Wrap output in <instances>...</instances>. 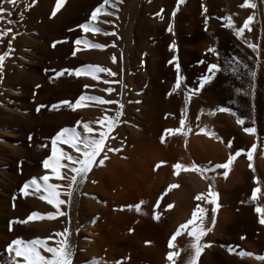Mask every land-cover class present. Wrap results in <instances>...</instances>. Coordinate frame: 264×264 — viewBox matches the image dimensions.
I'll return each instance as SVG.
<instances>
[{
  "label": "rangeland",
  "instance_id": "rangeland-1",
  "mask_svg": "<svg viewBox=\"0 0 264 264\" xmlns=\"http://www.w3.org/2000/svg\"><path fill=\"white\" fill-rule=\"evenodd\" d=\"M48 1L50 2L47 7L45 6L43 14H34L30 20L31 27L35 29L29 28L26 15L28 17V13L37 7L39 0H35V3H32V0H17L14 7L5 4L4 7L12 11V16H6L5 20H0V29H11L7 35L0 37V55L8 52L4 60L0 62V264H16V261L22 259L16 257L15 253L10 252L7 248V245L13 239L20 238L28 241L34 238L47 237L28 230V227L35 221V218L28 223L16 222L25 220L35 210L25 203V200L29 198L28 196L31 194L34 195L35 193L43 197L47 194L44 192L43 188L36 190L31 185L25 188L23 193L20 189L32 178H36L37 182L42 185L43 181L39 180V177L44 175L49 176V183L52 184L58 183L57 185H61L65 180L62 179L61 182V179L57 180L52 174L44 170L43 162L51 155L49 149L51 148L52 137L50 135H52L55 130L51 131L50 127H48L45 122L37 121V114L41 110L40 102L43 99L42 90L46 79L45 75H47L45 67L43 66L44 54L38 46L51 49L58 44L57 41L61 42L62 45L73 44V38L80 34V25L88 24V22L72 24L79 20L80 17L69 20V24L72 25L64 27L61 32L58 33L59 37L65 36L68 37L69 40L65 38H53L55 36L45 39L37 26L42 20L48 21L52 19L63 5V0H61L59 4L57 0ZM133 1L139 4H144V2H146V0H131V3ZM176 2L177 0H175V3ZM256 2L259 3V0L253 2L255 7H251V15L248 12L247 15H245L246 13L244 10L242 11L243 14H237L232 20L223 15H220L221 17H213L209 13V5H206V18L201 21H195L192 17L189 19L187 18V21L183 20L180 17L184 12V7L180 8L173 4L170 14L173 16L172 19L174 18L172 23L175 24L173 28L174 38H176L174 56H176L175 59L178 61L177 69H181L179 73L184 74V76L183 74L181 75L183 79L181 85L183 86L177 89V91L180 90L179 92H176L172 90V86L175 84L174 81L176 82V80L171 82L173 85L171 83L169 84V89H165L166 81L160 82V84H162V91L165 90L170 92L172 90L176 92L174 93L175 96L178 99H182L186 104L184 100V91L186 89L194 90L199 87V78L209 74L208 65L217 64L221 68V71L217 72L210 81L206 82L204 86L200 88L199 92L190 94V99L187 101L188 104L185 105L186 111L184 107L180 108L179 106V110L174 109L175 116H173L174 125L172 124V128L174 127L177 129L179 126L180 122L178 121H180L182 115V113L179 115L180 112H183L184 117L187 112L185 119L189 116V118H187L189 123L185 120L188 129L183 125L184 127L182 126V129L185 128L186 130L183 129L182 133L173 132V135L177 138V140L174 139V146L176 148L181 147L182 149L180 148V150H187L188 148L191 150H185L187 154L181 151V155H179L181 156V160H178L179 157L175 159L177 160L176 165H181L179 168H183L184 172L177 167H175L177 170H174L176 174L175 177H177V179L183 177L182 180L186 182L184 177L187 179V174L189 173L195 176L200 175V177H203V174L214 173L193 170L185 171V168L190 169L193 163L199 166L198 163L195 162L196 160H208L209 162L210 160H228L229 156L233 157L232 160H249L248 152L251 149L252 159L249 164H251L252 167L250 168L249 164H247L246 172L242 177L238 178V176L241 175L236 172V165L233 167V169H235L236 183L234 182V187L232 186V189H229V193L227 192L228 194L232 192L234 194V199H236H233V202H235L233 207L235 208V211H233L235 213L233 215H235V217L233 216L234 219L232 218L228 222L230 230L228 227L226 229L215 228V224L212 223L211 210L209 209V205L207 206L205 203L207 204L206 201L212 198L210 191L211 193L213 192L207 184L205 188L203 185L201 191L191 187V204L186 209V212H181V210H179L180 214L178 211H176L177 213L175 212L173 216L171 214V216L174 217L173 220L175 223H171L173 222L171 219L172 217L168 216L170 211L167 209L166 204L169 200L165 197L166 195L161 192L162 187L153 197L145 195L143 192L136 197V193L132 194L131 192H127L123 197V200L125 198V202H127L125 207H123V213L125 214L112 225H108L104 220H101L96 212L89 213L88 209L84 206L83 213L77 212L80 201L84 202L86 198L89 197H85L83 192L81 193L78 191L75 195V227H73L72 230L73 234L71 233L72 237L74 236L71 241V245H73L72 264H91V258L93 257L100 259L103 264H116V261H120L121 264H179L180 258L176 256L178 254V247L174 245L175 237L178 235L174 236V234L179 225L185 224L189 219H192L193 211L197 212V218L193 223L194 225H199L200 208L205 210L203 214V226L205 228L210 227L212 230L207 232L201 239L202 243L210 246L203 249L197 260V264L228 263L220 258L213 259L208 257L216 253V251L224 255L225 258H230V260L236 264H264V260L256 258L257 256H264V223L260 222L261 219H264V199L262 196L264 193V173L258 163L259 160H264V138H260L261 129L258 124L259 121H257L258 112L255 101L258 80L257 73L260 72V70L261 72L264 71V68H260L264 64V61H262L263 64L259 62L264 59L263 55H261L263 51L262 38H264V19L262 20V18L258 16V6H260V4L258 5ZM244 3L245 1L242 0L240 5H244ZM132 6L133 5H131V7ZM114 7L116 9V6ZM110 8L108 13L114 12L111 6ZM53 9H56L55 14H53ZM137 16L138 14H136V18ZM249 16H252L253 19L249 22L248 27L244 29L241 37L237 38L235 29L241 28L244 21ZM81 17L86 20L85 12ZM108 17L113 18L111 15L109 16L107 14V16L102 19L110 20L111 18ZM66 19H68V17ZM229 19L232 21V28L226 26ZM8 20L13 22L9 24L7 23ZM66 25H68V23L64 24V26ZM73 32L74 34L70 35ZM80 39L81 38L77 37L74 43ZM9 41H11L10 46ZM20 41H24L25 43ZM219 41H222L223 45H219ZM227 41L229 43H226ZM249 43L255 45L257 50L253 51V49L248 46ZM209 48H213L214 52H209ZM232 57L238 59L241 64L247 65V68L241 67L239 69V79L232 75L230 71L224 70L226 61ZM126 59L127 58H124L123 75H125L124 72L126 71ZM258 64L260 65L259 67H257ZM228 67L231 66L229 65ZM249 71H254L256 73L255 77L249 76ZM180 88H182L184 93H181ZM237 89L240 91H237ZM133 91L134 90L131 89L132 93ZM179 93L182 94V96ZM183 95L184 98H182ZM178 107L177 105L175 106V108ZM221 107L228 108L229 111L221 112L219 111ZM180 109L183 110L180 111ZM232 113H235V115ZM262 114H264V111ZM127 118L123 125V131H125V144L128 143L129 138L132 136V132L125 129L129 127L134 129L136 125L132 115L127 116ZM238 118L243 120V124L237 123ZM164 125L161 127L160 136L166 132L164 130L167 128L164 127ZM245 127H254L255 134L246 133L243 130ZM178 133H181V137H184L185 134V140L182 138L185 144L182 139H178V137H180ZM81 134L83 135V133ZM98 134L99 131L94 129V132L90 135L98 136ZM49 136L51 138H49L48 141ZM178 140L182 142L181 146ZM60 143L61 146L65 145V143ZM253 144L256 145L254 149H252ZM38 145L39 147H37ZM66 148L68 149V154H70L72 150L70 155L76 157L77 152L75 150L70 146ZM211 148L214 150L212 151ZM103 151L102 149L100 155L93 161L92 166L97 164L99 157L104 154ZM210 151L213 153L211 154ZM237 152L241 155H236ZM61 163L69 164L70 162L61 160ZM213 164L215 165L217 163L214 162ZM178 169L181 172H177ZM60 171L62 176L71 175L67 168H61ZM180 173L181 175H179ZM64 182L67 181L65 180ZM254 188L258 189V192L256 198L252 199V190ZM59 189L61 191V187H58L57 191ZM25 195L26 199L24 198ZM197 195L201 196L200 200L195 199ZM246 195H249L248 197L251 199V205L249 206L246 205L243 200V196ZM182 198L183 195L181 192L176 194L175 199L177 202L175 200V203L177 206L180 204V199ZM92 201H95L94 203L96 204L99 202L98 205L101 204V201ZM231 204H233L232 201ZM137 205H139V210H137ZM51 207L52 205L49 204L48 212H50L49 210ZM257 207L262 209L260 213L255 211ZM143 212L145 216H141ZM129 213H131L135 219H132V216L128 215ZM148 218L157 222L158 230L165 232V236H162L158 232L149 235L147 229L144 227L145 224H143V220L146 221ZM97 220L103 221V223L101 222L99 225ZM189 229L190 227L187 228V230ZM213 229L216 230V232H214ZM102 230H105L109 236H100ZM211 232H213V234ZM208 234L212 235L209 236ZM207 236H209V239ZM169 240H172L171 248L169 247ZM48 243L50 246H54L53 241L50 243V240H48ZM229 247H231L233 251L230 252ZM169 252L173 253L171 260L168 258ZM240 252L251 253L252 255L242 256L239 255ZM209 258L214 261H210Z\"/></svg>",
  "mask_w": 264,
  "mask_h": 264
},
{
  "label": "bare ground",
  "instance_id": "bare-ground-1",
  "mask_svg": "<svg viewBox=\"0 0 264 264\" xmlns=\"http://www.w3.org/2000/svg\"><path fill=\"white\" fill-rule=\"evenodd\" d=\"M241 1L242 0H183L178 4L177 2L175 3V0H146L144 4H139L135 3L134 1L131 3V0H111V4H115L116 9L115 7H112L114 9V12H111V16L113 18L108 17L111 19L105 20L102 18L106 17V13H108V11L111 9L108 5L105 6L103 12L97 14L98 18L96 16V18L93 19L91 16L92 12L103 2V0H63L62 8L52 19L48 21L42 20L40 22L37 27L45 39L55 36L53 38H65L69 40L68 37L65 36L60 35L61 37H59L58 33L61 32L64 27L71 26L75 23L88 22V24L91 23L95 28L100 29V31L97 32H85L83 29H80V34L75 36L76 38H81V42L79 44L74 43L76 39L74 37L73 44L62 45L61 42L57 41L58 44L51 49H45L44 47L41 48V46H38V48L42 50L44 54L43 66L45 67L47 75H45V83L43 82V99L39 97L42 99L40 102L41 110L38 112V114H36L38 122L43 121L48 127H50L51 131L55 130L50 136L53 138L56 136L57 132L60 131V129L71 127H75L77 131L84 134V123H88L93 129L103 130L99 121H101L105 115L109 117L114 116L118 109L122 113L119 118V122L109 132V138H106L105 147L103 148L104 154L102 153L103 155L100 156L98 160L102 159L104 156H107V159L104 160L103 165H100L99 161H97V164L92 166L89 170L85 181L78 187L77 192H83L85 197L89 196V199L86 198L84 202L80 201V206L78 207L77 212L81 213L84 209V206L88 209L89 213L96 212L97 216H99L101 220H104L108 225H112L113 223L117 222V219L121 218V216L125 214L123 213V207H125L127 202H125V198L123 200V197L127 192H131L132 194L136 193V197L141 195V192H143L145 195L153 197L162 187L161 192L165 194V197L169 200L167 204L171 205L169 208L166 204L167 209L170 211L168 216H171V214L173 216L176 211H178L180 214L179 210H181V212H186V209L191 204V187L201 191V189H203V185L205 188L207 184L210 186V189H212V194H214L216 200V214L214 223L215 228L226 229L229 226L228 222L233 218V216L235 217V215H233L235 213L233 212L235 211V208H233L235 204V202H233L234 194L232 192L228 194L229 189H232V186L234 187V184L236 183V175L234 170L237 168L236 172L241 175L238 176V178L242 177V175H244L246 172V165L249 164L250 160H232L228 166V168H230H227L226 171L225 169L223 170V168H215L214 166L217 164H225L228 162V160H210V162L208 160H196L195 162H197L199 166L202 165L201 167L209 169L207 172L214 173L203 174V177H200V175L195 176L192 175V173H189L187 174L188 176L186 175L188 177L187 179L184 177L186 182L182 180L183 177L181 178L179 176L181 175L180 173L178 176L181 178V180L180 178L177 179V177H175V170L177 169L174 167L177 160L175 159L179 157L178 160H181V156L179 155H181V151L185 152L186 149L184 148L185 150H180L181 147L176 148L174 146V139L177 140V138H175L173 132L171 133L168 130L175 129L174 127L172 128L174 121L173 116H175L174 109L179 110V107H184L186 111L185 105H187L188 102L185 101V104L182 99H178L175 96L174 93L179 92L180 90H176V92H173L172 90L170 92L165 90L162 91V84H160V82L166 81L165 89H169V84L176 80L177 76L182 78L181 75L183 74L179 73V70L181 69H177L178 61L175 59L176 56H174L176 38H174L173 28L175 24L172 23L174 18L172 19L173 16L170 14L173 4L180 8L184 7V12L180 18L186 21L187 18L189 19L190 17H192V19L195 21H201L202 19H205L206 5H209L208 10L213 17L223 15L226 18H230L232 20L235 16H237V14H243L242 11L244 10L246 13L245 15H247V12L250 13V15L252 14L251 7L247 6L242 8L240 5ZM49 2L50 1L48 0H39L37 7L28 13V17L26 15L29 28L35 29L30 25L32 16L34 14L42 15L45 6L47 7ZM253 2H255V0H248L249 4H253ZM256 4H260V6H258V16H260L263 20L264 0H259V3L256 2ZM131 5L133 6L131 7ZM84 12L86 20L81 17ZM136 14H138L137 18ZM67 17L68 19H66ZM75 17L80 18L76 22L69 24V20ZM67 23L68 25L64 26V24ZM170 24L171 30L169 31ZM103 33H108V35H104ZM73 34L74 32L70 35ZM85 39L89 41L90 45L100 44L103 47L94 48L85 45L83 43V40ZM262 39L263 51H261L263 53L261 52V55H263L264 58V38ZM20 42L25 43L24 41ZM226 43L229 42L227 41ZM218 44L223 45L222 41H219ZM124 58H127L126 73L124 72L125 75H123ZM262 61H264V59L259 62L263 64ZM259 64L257 67L261 65ZM85 65H94L97 67L106 68L114 75H108L105 72H98L95 73L96 79H93L91 74L81 73L77 75L75 69L81 68ZM263 66L264 64L260 68L263 69ZM69 70L71 71V74H69ZM57 72H61L62 74L56 75ZM263 73L264 71L261 72V70L257 73L258 80L255 95L258 112L257 121H259L258 124L261 129V139L264 138V114H262L264 111ZM171 84L173 85V83ZM181 86L183 85H180V87ZM131 89L134 90L133 93L131 92ZM180 89L182 93V88ZM180 95L182 96V94ZM81 96L85 97V100L82 101L81 106L69 108L67 105L60 103L61 101L66 100L75 104V101ZM90 96H99L105 101H115L116 103L99 104L96 101L88 100L87 98ZM182 98H184V95ZM53 105H57V107L54 108ZM176 105L179 107L175 108ZM181 110L183 109H180V111ZM181 113L183 112H180L179 115H181ZM186 114L185 117L187 116ZM130 115L134 117L133 121H135L136 125L134 129L131 127L125 129L129 132H132L131 138H129L128 143L125 144V131H123V125L127 116ZM187 118H189V116ZM187 118L185 119L186 121ZM77 121L80 123L77 124ZM186 124L184 125L186 126ZM163 125L167 129L164 130L166 132L160 136V130ZM179 127L181 129L180 132L182 133V130L185 128L182 129V125L180 124L177 128ZM181 133H178L180 136L178 139H184V137H186L185 134L184 137H181ZM50 136L48 137V141L49 138H51ZM60 142V140H57V150L68 153V149L66 147L69 148V145L65 144L61 146ZM178 142H180V140H178ZM180 143L181 144L179 145L181 146L182 142ZM37 147H39V145ZM108 148L113 149V151H108ZM49 150L51 151L52 155V143ZM189 150L190 149L188 148L186 151ZM212 151H210L211 154L213 153ZM185 154L187 153L185 152ZM79 156L80 153L77 152L76 157ZM214 162L217 164L214 165ZM258 163L264 173V160H259ZM234 166L235 169H233ZM179 169L177 172H181L183 170V168L180 169L181 171ZM44 170L45 172L52 174L50 167L45 168ZM60 181L62 182V179ZM64 181L62 184L60 183L62 186L59 185V187H61V191L60 189L58 190L60 193L59 199L68 201L69 198L64 194L67 182ZM170 185H175V187H169ZM180 192L183 195V198L180 199L181 202L177 206L175 203V197L176 194ZM75 195L76 194L72 196L70 203L59 206L62 212L67 213V216H57L51 220L35 219V221H33V223L28 227V230L34 231L38 235H44V237H53V239L50 240L51 243V241H55L56 232H62L65 227H69V241L71 243L74 237H72V230L73 227H75ZM248 196H243V200L244 203L249 206L251 205V199ZM262 196L264 199V193ZM25 197L26 195L24 198ZM28 197L29 198L27 199L25 198V203L34 208L37 213H48L49 203L47 200L41 199V196L39 194L36 195L35 193L34 195L31 194ZM212 199L213 195L209 200H205L207 202L205 205H209L210 210L213 207V204L211 203ZM92 200L101 201V204L98 205L99 202L96 204L94 203L95 201L93 202ZM231 201L233 204H231ZM49 211L55 213L56 208L52 206ZM128 215L132 216V219H135L131 213ZM141 216H145V213L143 212ZM171 219L173 221L171 223H175L173 220L174 217ZM101 222L103 223V221H98V224H101ZM143 224H145L144 227L147 229L149 235L151 233L154 234V232H158L162 236H165L166 234L165 232L158 230L157 222L150 218H148L146 221L143 220ZM188 227H190L189 230H182V232L177 237H175L174 240V245H176L175 247H178V249L176 248L178 250V254L176 256L180 258L179 264H187L190 256L192 255V249L190 247L192 238L187 235L192 226L189 225ZM214 232H216V230H214ZM211 233L213 234V232ZM102 235L109 236L105 230L101 231L100 236ZM209 236H207V238ZM208 257L213 259L220 258L224 260V262H228L223 264H236L230 260V258H225L224 255L217 253V251ZM213 259H210V261ZM217 260L220 261L219 259Z\"/></svg>",
  "mask_w": 264,
  "mask_h": 264
},
{
  "label": "snow or ice",
  "instance_id": "snow-or-ice-1",
  "mask_svg": "<svg viewBox=\"0 0 264 264\" xmlns=\"http://www.w3.org/2000/svg\"><path fill=\"white\" fill-rule=\"evenodd\" d=\"M58 4L61 2V0H57ZM182 0H177V3H181ZM17 3V0H0V20H5L6 16L11 17L12 11L9 9H6L4 7L5 4L15 6ZM32 3H35V0H32ZM111 6L114 7V4H111V0H103V2L92 12L91 16L92 18H96L97 14L100 12H103L105 9V6ZM243 6L248 7H255L254 4H249L248 0H245ZM56 9H53V14H55ZM108 15H111V13H106ZM174 14V13H173ZM253 19L252 16H249L245 21L241 28L235 29V35L237 38H240L244 29L248 27L249 22ZM13 21L8 20L7 23H12ZM227 27L232 28L233 24L232 21L229 19L228 23L226 25ZM80 28L83 29L85 32L88 31H100V29L95 28L91 23L89 24H82L80 25ZM171 30V24L169 25V31ZM11 29H0V37L7 35L8 32H10ZM104 35H108V33H103ZM81 40H77L76 43L79 44ZM83 43L85 45L94 47V48H102L103 46L100 44H91L88 40H83ZM11 45V41H9V46ZM250 48L253 49V51H256V46L253 44H248ZM209 52H214L213 48L208 49ZM8 55V52H5L3 55H0V62L4 60V57ZM114 59V58H113ZM231 67H228V66ZM241 67L247 68L246 64H241V62L236 59L235 57L230 58L226 61L225 64V71H230L232 75H234L237 79L240 78L239 69ZM221 71V68L217 64H209L208 65V75H203L199 78V87L196 89H186L185 90V101L187 102L188 99H190V94H195L196 92H199L200 88L204 86V84L208 81H210L217 72ZM75 72L77 75L81 73L91 74L93 79H96L95 73L98 72H105L108 75H114L110 72V70L102 67H97L94 65H85L81 68L75 69ZM61 72H57L56 75H61ZM69 74H71V71L69 70ZM249 76L255 77L256 73L254 71H249ZM182 78L180 76H177L176 82L173 85V91H176L180 85H181ZM110 91V89H109ZM237 91H240L237 89ZM91 101H96L99 104H105V103H116L115 101H105L99 96H90L87 98ZM85 100L84 96L79 97L75 104L70 103L69 101H61L60 103L67 105L69 108H75L77 106H81L82 101ZM53 107H57V105H53ZM122 107V106H121ZM221 112H227L229 111L228 108L221 107L219 109ZM235 115V113H232ZM122 115L121 111L118 109L116 114L114 116H107L105 115L100 122L101 128L103 130H97L99 131L98 136L96 135H90L94 132V129L89 126L88 123L83 124V130L84 134L82 135L80 132L76 130L75 127L71 128H62L59 132H57L56 136L53 137L52 144H53V154L48 159L44 160L43 164L45 168H51L52 175L57 179H65L67 180L66 188L64 191V194L69 198L68 201L59 199L60 193L57 191L59 185L49 183V176L44 175L39 177V180L43 181V184H39L37 182L36 178H32L30 181L26 182L24 187L20 189V191L23 193L25 191V188L29 187L30 185L33 186L36 190H40L43 188L44 192L47 194L46 196L41 197V199H46L49 204H51L54 208H56V212H48L46 214H40L37 212H32L25 220L23 221H16L18 223H28L35 219H54L57 216H67V213L62 212L60 210V205L70 203V200L74 194L77 193L78 187L80 184L84 182V179L86 178L89 170L91 169L93 165V161L96 159L98 155H100L101 150L105 147V140L106 138H109V132L116 126V124L119 122V118ZM106 122V123H105ZM80 122L77 121V124ZM238 124H243V120L241 118L237 119ZM180 124L183 126L185 124L184 115L182 113L180 118ZM246 133L249 134H255V128L254 127H245L243 129ZM170 132H180L181 129H173L168 130ZM163 139V137H162ZM57 140H61L62 143H65L69 145L73 150L80 153L79 157H74L72 155H69L67 152L59 151L56 148ZM82 146V147H81ZM256 147L255 144L252 145V149ZM108 151H113V149L108 148ZM240 153L237 152L236 155H239ZM248 158L249 160L252 159V153L251 149L248 152ZM107 159V156H104L102 159L99 160V164L103 165L104 160ZM233 157L229 156L228 162L225 164H217L214 167L215 168H224L227 169L229 164L232 162ZM61 160L69 161V164H62ZM174 167H181V165H175ZM249 167L251 168L252 165L249 164ZM61 168H67L68 171L71 173V175L62 176L60 169ZM187 170H193V171H199V172H207L209 169H204L201 167H198L195 163L191 164L190 169L185 168V171ZM169 187H175V185H170ZM258 189L254 188L252 190V199H255L257 196ZM210 195H213V199L211 203L213 204V207L211 209L212 212V223H215V214H216V200L214 194L211 193ZM195 199L200 200L201 196L197 195ZM137 210H139V205L136 206ZM170 208L171 205H168ZM199 207V206H197ZM204 209L200 208V224L194 225L193 221L197 218V212L193 211L192 213V219H189L185 224L179 225V227L176 229L175 235H179L181 233V230L187 229L189 225H192V228L190 231H188L187 235L192 238L190 247L192 249V255L190 256L187 264H197V260L203 251L204 248L209 247L210 245L204 244L201 242V239L203 236L206 235L207 232L211 231V228H205L203 226V220H204ZM256 212L260 213L262 211L261 208L257 207L255 209ZM155 218V217H154ZM261 223H264V219H261ZM131 231V230H130ZM69 235H70V229L69 227H65L62 232H56L55 233V241L54 246H50L48 243V240L53 239V237L49 236L46 238H34L28 241L22 240L20 238L13 239L8 245L7 248L10 252H14L16 257L22 258L19 261H16V264H72L73 259V252L72 248L73 245H71L69 241ZM169 247H172V240H169ZM42 250V251H41ZM229 251H233L231 247H229ZM47 254V255H45ZM239 255H252L251 253H245L240 252ZM173 257V253H168V258L171 260ZM257 259L264 260V256H257ZM91 264H103V262L98 258H91ZM116 264H121L120 261H116Z\"/></svg>",
  "mask_w": 264,
  "mask_h": 264
}]
</instances>
